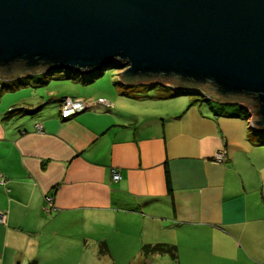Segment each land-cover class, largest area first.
Instances as JSON below:
<instances>
[{"label": "crops", "instance_id": "0c3cea01", "mask_svg": "<svg viewBox=\"0 0 264 264\" xmlns=\"http://www.w3.org/2000/svg\"><path fill=\"white\" fill-rule=\"evenodd\" d=\"M31 76L34 88L50 80L0 78V264H264V149L239 110L110 75V105L95 102L101 83L70 77L41 103L45 94H26ZM63 96L90 105L62 119ZM49 102L56 109L42 111ZM17 106L36 110L4 116ZM147 243L176 256L143 255Z\"/></svg>", "mask_w": 264, "mask_h": 264}, {"label": "water", "instance_id": "95a60500", "mask_svg": "<svg viewBox=\"0 0 264 264\" xmlns=\"http://www.w3.org/2000/svg\"><path fill=\"white\" fill-rule=\"evenodd\" d=\"M113 61L124 83L191 85L264 129V0H0V78Z\"/></svg>", "mask_w": 264, "mask_h": 264}, {"label": "trees", "instance_id": "16d2710c", "mask_svg": "<svg viewBox=\"0 0 264 264\" xmlns=\"http://www.w3.org/2000/svg\"><path fill=\"white\" fill-rule=\"evenodd\" d=\"M118 66L120 65L119 62L117 61H113L111 62L108 66ZM103 68H100L92 73H88V74H82L83 76L82 77H79V79H82V81H85V82H88V81H92L94 79L95 76H98V75H102L103 72H102ZM55 71H47L44 73V76L46 75H50L51 73H53ZM67 72V71H66ZM68 74L70 72H67ZM74 74V73H73ZM78 78V77H76ZM23 80L22 78H17L14 82V84L17 86V85H20V84H23ZM157 81H160V82H156L155 81H149V82H143V81H137V80H128L126 81V83L130 84L131 86H134V87H139L142 91L144 90H147L148 88L150 87H154L156 88L157 85H159L161 87V89H164L163 91L167 92L166 94H169V95H177V94H186V93H192V94H196V91L197 93H199L200 95V91L194 87H192L191 85H187V84H183V85H177L175 83H172L170 80H167V79H163V80H157ZM165 83H172L174 84V88H177V89H172L171 87L169 86H172V85H169V84H165ZM6 86V87H9V85H6L5 83L3 84V86ZM169 85V86H168ZM171 91V92H170ZM201 99L203 100H210L211 98H209L208 96L206 95H201ZM61 98V97H60ZM58 98V99H60ZM247 101H249L248 99H245ZM210 102V101H208ZM228 104H233V103H228ZM238 104V107H239V111L240 113L242 114V116L244 117H247V112L245 110V107L243 104L241 103H237ZM36 108H32V109H29V108H24L22 106L20 107H12L10 109H8L5 113H4V116H13V115H19L21 113H30V112H33L35 111ZM250 126V127H249ZM247 130H248V138L251 139V137L254 138V141H257L256 143H259V145H263V142H264V139L262 138V136H264V129H258V128H254L252 127L251 125L248 124V127H247ZM167 172V171H166ZM168 191L170 192V188L168 187ZM140 251L143 255H150V254H163V253H167L169 254L172 258H175L176 256V248L174 245L172 244H168V243H147V244H142L141 247H140ZM99 252L100 253H106V245L105 243H100L99 244ZM28 264H36L35 262H30Z\"/></svg>", "mask_w": 264, "mask_h": 264}, {"label": "rangeland", "instance_id": "374dc122", "mask_svg": "<svg viewBox=\"0 0 264 264\" xmlns=\"http://www.w3.org/2000/svg\"><path fill=\"white\" fill-rule=\"evenodd\" d=\"M123 70V67H120V65H118V66H114V65H112V66H107V67H105V68H103V70H102V72H103V74L102 75H98V76H95L94 77V82H99V83H101V84H97V85H100L101 86V88L103 89V88H107V86H105L106 84H105V82L104 81H106L105 79H107L106 77H108L109 75L111 76V77H113V78H115L116 79V81H118V83L117 84H120L121 85V87L122 86H124V82H122L119 78H118V75H119V71H122ZM39 75H42V74H39ZM83 75L82 74H73V73H67L65 70H56L55 72H53V73H51L50 75H46L45 77L46 78H50V80H48V82H47V84L46 83H43V84H40L38 87H36V88H34L33 87V85H32V79H33V77L31 76L29 79H30V87L28 86L27 88V90L26 91H28V93H26V94H32V93H34V92H36V91H39V92H41V93H43V94H45L44 95V98H43V100L41 101V103H43V102H48L49 100H48V97L49 96H47V94H46V92H47V90H49V88H53L54 89V91H57V90H59L61 87H67V86H64L63 84L62 85H60L59 84V82L56 80L57 78H64V77H70V78H76V77H82ZM41 77V76H40ZM44 81H47V79L46 80H44ZM156 82H158V81H155V83ZM166 84V83H165ZM127 85V84H126ZM169 86V85H168ZM169 87H171L172 89H177V88H174L173 86H169ZM123 88V87H122ZM23 90H25V89H23V88H20V89H18V90H16V91H13V92H8V93H4V95H10V94H15V93H17V91H23ZM97 90H100V89H97ZM105 89H103V90H100V91H103L102 93H99V95H97V96H100V97H102V99L104 98V94L106 93L105 91H104ZM158 90H161V87L159 86V85H157L156 86V88H154V87H150V88H148L147 90H145V93H147V94H154L156 91H158ZM163 91V90H162ZM58 92V91H57ZM171 92V91H170ZM188 96H190V98H199V99H201L202 97H201V95H199V93H197V91H196V94H192V93H186V94H182V95H180V96H177V97H175L173 100H176L177 98H179V97H188ZM65 97H69L70 99H77L78 97H71V96H63V97H61L60 99H58V102L59 101H61L62 100V98H65ZM97 99L95 100V102L96 103H100V104H103V105H110L109 104V102H107L106 100H104L103 99V101H101V102H99L98 101V98L99 97H96ZM79 100H81V101H83L84 103H90L87 99H83V98H78ZM208 101H210L209 103H211V105H214L215 107H222V106H224V107H228V108H234L235 110H238L239 109V107H238V104L237 103H233V104H220V103H218V101H216V100H214V99H210V100H208ZM40 103V104H41ZM243 105H244V107H245V110H246V112H247V117H244V119L246 120V124H247V127H248V124H249V119H250V117H251V111H250V108H249V106L248 105H246V104H244V103H242ZM53 105H54V103H52V102H49V103H44L43 104V109H42V111H44V110H47V109H56L55 107H53ZM59 105V104H58ZM86 109V108H85ZM84 110V109H83ZM83 110H81V111H83ZM81 111H78V112H76V113H79V112H81ZM41 112V111H40ZM75 113V114H76ZM26 117H28V116H26ZM40 125V124H39ZM38 126H35V129L37 128ZM250 127V126H249ZM262 138L264 139V136H262ZM261 147H263V149H264V142H263V145H260ZM263 151V153H264V150H262ZM219 156V157H218ZM218 156L216 157V155H215V157L217 158V159H219V160H221L222 159V157L221 156H223V153H218ZM153 264H170V262H167V261H164V259H162L161 261H159L158 259L157 260H155V262L153 261ZM172 264V263H171ZM175 264H178V261H176V263ZM182 264H184V263H182Z\"/></svg>", "mask_w": 264, "mask_h": 264}, {"label": "built area", "instance_id": "2783aa9c", "mask_svg": "<svg viewBox=\"0 0 264 264\" xmlns=\"http://www.w3.org/2000/svg\"><path fill=\"white\" fill-rule=\"evenodd\" d=\"M98 101H103L102 98H98ZM90 103H84L83 101L77 99H70L69 97L62 98L61 102H59V115L62 119L68 118L72 115H74L76 112L81 111L85 109L87 106H89ZM35 126H38L36 129H40L41 125L35 124ZM218 156V153L216 154V157ZM219 157V156H218ZM222 157V156H221ZM111 178L113 181L119 179V175L117 172H112ZM6 182L5 177H3L0 174V185H4ZM52 207V198L47 195L44 198V209L49 210ZM4 213L0 211V223L3 222Z\"/></svg>", "mask_w": 264, "mask_h": 264}, {"label": "bare ground", "instance_id": "6f19581e", "mask_svg": "<svg viewBox=\"0 0 264 264\" xmlns=\"http://www.w3.org/2000/svg\"><path fill=\"white\" fill-rule=\"evenodd\" d=\"M59 102H61V101H59ZM59 102H58V104H59ZM71 116H72V114H71Z\"/></svg>", "mask_w": 264, "mask_h": 264}]
</instances>
